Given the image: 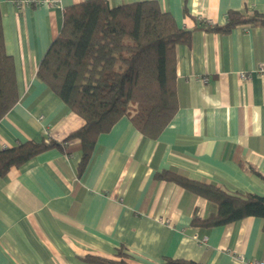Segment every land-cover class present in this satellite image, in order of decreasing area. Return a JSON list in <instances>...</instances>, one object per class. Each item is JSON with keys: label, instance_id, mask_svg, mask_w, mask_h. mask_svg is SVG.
I'll list each match as a JSON object with an SVG mask.
<instances>
[{"label": "crops", "instance_id": "0c3cea01", "mask_svg": "<svg viewBox=\"0 0 264 264\" xmlns=\"http://www.w3.org/2000/svg\"><path fill=\"white\" fill-rule=\"evenodd\" d=\"M41 1L17 12L11 0H0L20 97L0 120V150L61 141L84 125L36 72L64 8L85 0ZM107 1L114 7L142 0ZM156 1L192 31L175 49L173 119L151 139L124 116L98 137L82 177L78 140L70 153L52 149L0 175V264H96L85 258H115L120 248L128 264H244L239 255L264 261L261 218L194 227V217L214 215L217 206L155 177L172 170L229 192L264 193V26L196 29L202 21L224 25L229 11L264 12V0Z\"/></svg>", "mask_w": 264, "mask_h": 264}, {"label": "trees", "instance_id": "16d2710c", "mask_svg": "<svg viewBox=\"0 0 264 264\" xmlns=\"http://www.w3.org/2000/svg\"><path fill=\"white\" fill-rule=\"evenodd\" d=\"M36 7V6H30ZM264 26V12L229 11L224 25L200 22L196 29L228 32L241 24ZM191 30L178 26L156 0L111 7L107 0H85L63 10L62 26L41 59L36 76L84 120L65 139L30 140L0 150V175L52 149L70 153L78 140L82 177L98 137L124 116L146 137L157 138L173 119L176 96V46L189 42ZM16 65L5 46L0 7V120L19 100ZM156 179L175 183L217 206L214 215L194 217L192 226L211 228L248 217L263 220L264 193L229 192L213 183L163 170ZM128 254L115 258L87 256L96 264H128ZM164 264H201L166 258Z\"/></svg>", "mask_w": 264, "mask_h": 264}, {"label": "built area", "instance_id": "2783aa9c", "mask_svg": "<svg viewBox=\"0 0 264 264\" xmlns=\"http://www.w3.org/2000/svg\"><path fill=\"white\" fill-rule=\"evenodd\" d=\"M16 11H22L23 9L30 7V6H39L42 4L41 0H11ZM261 71L264 72V68H261ZM246 77H248L247 74L242 72L240 74V78L243 80ZM204 82H208V78H204ZM206 238H204L205 240ZM203 240V241H204ZM238 260L244 264H264V261H258V260H246L242 255L238 256Z\"/></svg>", "mask_w": 264, "mask_h": 264}]
</instances>
